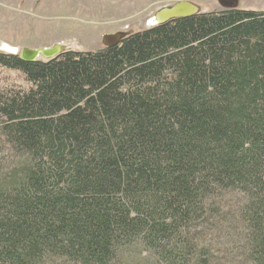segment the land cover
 Segmentation results:
<instances>
[{"label": "trees", "instance_id": "1", "mask_svg": "<svg viewBox=\"0 0 264 264\" xmlns=\"http://www.w3.org/2000/svg\"><path fill=\"white\" fill-rule=\"evenodd\" d=\"M0 69V264H264V10Z\"/></svg>", "mask_w": 264, "mask_h": 264}, {"label": "rangeland", "instance_id": "2", "mask_svg": "<svg viewBox=\"0 0 264 264\" xmlns=\"http://www.w3.org/2000/svg\"><path fill=\"white\" fill-rule=\"evenodd\" d=\"M179 0H0V40L12 48L61 45L62 50L93 51L105 46L108 34L128 36L144 28L156 11ZM202 12L237 8L264 10V0H189ZM0 52H5L0 50ZM0 83L27 86L24 77L0 69ZM0 143V166L10 168ZM208 237V243L214 242ZM207 243V244H208ZM213 249L219 248L211 245Z\"/></svg>", "mask_w": 264, "mask_h": 264}, {"label": "water", "instance_id": "3", "mask_svg": "<svg viewBox=\"0 0 264 264\" xmlns=\"http://www.w3.org/2000/svg\"><path fill=\"white\" fill-rule=\"evenodd\" d=\"M201 12V8L189 1V0H179L169 6H164L155 12L151 20L149 21V25H158L165 22H168L172 19L188 17L195 15ZM151 27V26H150ZM123 37L120 34H108L103 37L105 46H112L117 44ZM0 50L6 51L11 54H20V57L28 62L36 61V60H49L57 55H59L62 50L61 45H53L50 47L43 48H22L19 50L18 48H10L6 44L2 43L0 40Z\"/></svg>", "mask_w": 264, "mask_h": 264}, {"label": "bare ground", "instance_id": "4", "mask_svg": "<svg viewBox=\"0 0 264 264\" xmlns=\"http://www.w3.org/2000/svg\"><path fill=\"white\" fill-rule=\"evenodd\" d=\"M10 48H12V47H10Z\"/></svg>", "mask_w": 264, "mask_h": 264}]
</instances>
